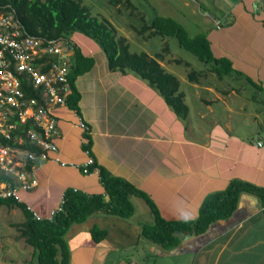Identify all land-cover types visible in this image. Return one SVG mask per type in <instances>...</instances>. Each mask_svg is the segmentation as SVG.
Here are the masks:
<instances>
[{
    "label": "crops",
    "instance_id": "0c3cea01",
    "mask_svg": "<svg viewBox=\"0 0 264 264\" xmlns=\"http://www.w3.org/2000/svg\"><path fill=\"white\" fill-rule=\"evenodd\" d=\"M206 18L221 32L207 34L215 57L229 59L234 73L207 80L208 72L203 82L193 83L195 90L188 95L182 91L187 118L166 108L148 81L133 72L110 70L95 41L80 33L69 37L94 60L75 85L96 162L145 192L168 221H195L208 196L226 190L234 180L264 187V0H227L224 13ZM75 53L70 51L73 61ZM169 55L159 60L163 67L176 62ZM202 90L214 95L204 98ZM195 96L201 106L193 111L189 100ZM54 114L61 157L84 163L86 133L76 126L77 113L67 105ZM32 175L37 185L21 192L22 203L44 217L61 205L68 189L89 195L104 192L99 173L86 175L53 161H39ZM250 196L242 195L231 218L214 223L200 236L184 233L187 239L180 238L171 250L142 236L143 224L154 217L146 201L133 197L135 214L130 219L96 214L71 227L66 235L70 264H264V212L259 199ZM94 227L106 232L100 243L92 238Z\"/></svg>",
    "mask_w": 264,
    "mask_h": 264
},
{
    "label": "trees",
    "instance_id": "16d2710c",
    "mask_svg": "<svg viewBox=\"0 0 264 264\" xmlns=\"http://www.w3.org/2000/svg\"><path fill=\"white\" fill-rule=\"evenodd\" d=\"M112 3L116 6L124 4L131 14L134 13V4L131 0H112ZM11 10H16L23 29L30 36L44 40L69 39L75 33L87 36L104 51L110 70L124 73L131 71L137 74L159 91L177 116L187 118L189 115L185 95L180 89V80L176 75L166 71L159 61L163 58V54L157 53L155 57H150L147 53L131 52L127 39L118 37L114 25L108 19L94 17L81 0H0V11ZM141 21L144 24L140 28L132 26L139 35L147 38L159 35L176 37L181 47L196 54L198 59L209 66L206 71H190L188 77L191 83L200 84L208 72L216 73L219 79L234 73L229 59L215 57L207 34L191 37L185 26L177 20L157 12L150 21L144 19ZM75 47H73L76 49L75 60L70 74L72 92L68 98V105L80 113L78 104L80 93L75 82L79 76L93 67L94 60L85 57ZM24 88L29 97L36 95L32 86L25 85ZM32 127V122L23 124L16 134L26 137L27 131ZM0 140L8 144L6 139L0 137ZM9 143L18 146L14 142ZM21 147L25 151L39 153V149L33 145L27 144ZM96 167L99 169L104 192L89 195L79 190H66L62 201L63 211L57 212L52 219L39 221L26 203L14 199H0V207L18 208L22 211L24 221L16 224L15 227L19 232V238L34 249L33 254L36 255L39 264H70L71 252L66 235L71 227L87 222L96 214L130 219L135 214L133 197L146 201L154 215L152 223L143 224L142 236L166 250L174 249L181 243L177 231L187 233L191 237L200 236L205 234L214 223L231 218L239 207L242 195L258 198L264 212V187L234 180L226 190L208 196L195 221H168L163 218L154 201L145 192L123 178L111 176L98 163L91 170ZM27 170L31 172V166H28ZM91 235L96 243H100L105 238L106 232L94 227Z\"/></svg>",
    "mask_w": 264,
    "mask_h": 264
},
{
    "label": "built area",
    "instance_id": "2783aa9c",
    "mask_svg": "<svg viewBox=\"0 0 264 264\" xmlns=\"http://www.w3.org/2000/svg\"><path fill=\"white\" fill-rule=\"evenodd\" d=\"M70 39L44 40L30 36L23 29L16 10L0 11V199L22 202L21 192L31 191L37 182L27 170L41 162L53 161L61 167H73L83 174L99 173L89 138L90 127L80 114L76 126L86 135L82 141L86 160L82 164L66 162L60 155L56 138L60 135L54 109L68 105L71 95L70 74L74 61ZM32 86L35 96L29 97L24 86ZM32 122L26 137L16 133L23 124ZM14 142L18 146H13ZM39 149L25 151L21 146ZM259 145H263L262 142ZM37 220L52 219L63 211L62 203L48 216L34 212Z\"/></svg>",
    "mask_w": 264,
    "mask_h": 264
},
{
    "label": "rangeland",
    "instance_id": "374dc122",
    "mask_svg": "<svg viewBox=\"0 0 264 264\" xmlns=\"http://www.w3.org/2000/svg\"><path fill=\"white\" fill-rule=\"evenodd\" d=\"M81 1L89 8L94 17L108 19L114 25L118 37L127 39L131 52L167 54L169 51L168 57L175 58L176 62L173 60L171 65L164 67L166 71L175 74L180 79V89L188 95L190 90H195L193 83L189 80V72L192 70L206 71L209 66L198 59L196 54L181 47L176 37L159 35L147 38V36L136 33L132 26L140 28L144 24L141 19L150 21L157 12L162 16L177 20L185 26L191 37L208 33L213 35L216 32L220 34L221 32L215 30V21L209 20L210 18L207 20L206 17L210 15L213 18L224 13L227 0H131L135 9L133 14L126 8V5H113L112 0ZM167 49L168 51H166ZM127 72L132 73L131 71ZM216 76V73H209L207 80H213ZM218 85L223 86V82H219ZM202 94L203 97L204 95H214L205 93L204 90H202ZM191 97L189 95V98ZM189 102L193 111L196 110V107L201 106L200 102L196 103V96L193 101L189 100ZM165 103L163 102V105L168 108L169 106ZM202 108L204 112H208L206 105H203ZM23 221L24 215L20 209L0 207V264H4L5 260H8V264H39L36 255L33 254L34 249L19 238V232L15 225ZM2 246H4L3 250Z\"/></svg>",
    "mask_w": 264,
    "mask_h": 264
},
{
    "label": "water",
    "instance_id": "95a60500",
    "mask_svg": "<svg viewBox=\"0 0 264 264\" xmlns=\"http://www.w3.org/2000/svg\"><path fill=\"white\" fill-rule=\"evenodd\" d=\"M250 197H251V199H254L255 201H257L256 197H253V196H250ZM213 226H215V225L213 224V225L211 226V228H213ZM176 234H177L178 236H180V238H181L182 241L186 240L187 237H188L186 234L181 233V232H179V231H177Z\"/></svg>",
    "mask_w": 264,
    "mask_h": 264
}]
</instances>
